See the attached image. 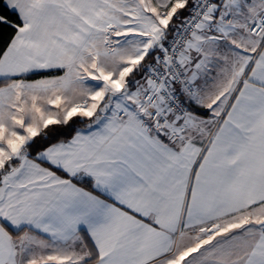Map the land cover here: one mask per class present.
I'll return each instance as SVG.
<instances>
[{
    "label": "snow or ice",
    "instance_id": "1",
    "mask_svg": "<svg viewBox=\"0 0 264 264\" xmlns=\"http://www.w3.org/2000/svg\"><path fill=\"white\" fill-rule=\"evenodd\" d=\"M0 264H264V0H0Z\"/></svg>",
    "mask_w": 264,
    "mask_h": 264
}]
</instances>
